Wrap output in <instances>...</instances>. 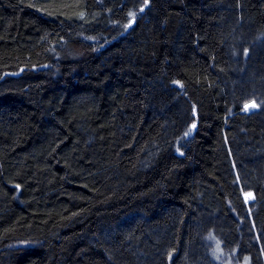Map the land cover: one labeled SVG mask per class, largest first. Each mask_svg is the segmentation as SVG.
<instances>
[{"label":"trees","instance_id":"trees-1","mask_svg":"<svg viewBox=\"0 0 264 264\" xmlns=\"http://www.w3.org/2000/svg\"><path fill=\"white\" fill-rule=\"evenodd\" d=\"M216 247L264 264V0H0V264Z\"/></svg>","mask_w":264,"mask_h":264},{"label":"rangeland","instance_id":"rangeland-1","mask_svg":"<svg viewBox=\"0 0 264 264\" xmlns=\"http://www.w3.org/2000/svg\"><path fill=\"white\" fill-rule=\"evenodd\" d=\"M214 251H215V254L218 255V258H216L215 255H214V253H212L213 259L216 262H218L220 264H223L224 262H225V264H231V261H229L228 259L224 260L225 255L224 254L222 255V250H221L220 247L214 248ZM220 255H222V257Z\"/></svg>","mask_w":264,"mask_h":264},{"label":"snow or ice","instance_id":"snow-or-ice-1","mask_svg":"<svg viewBox=\"0 0 264 264\" xmlns=\"http://www.w3.org/2000/svg\"><path fill=\"white\" fill-rule=\"evenodd\" d=\"M245 107H246V108H247V107H256V105H255V104H252V105H246ZM193 127H195V125H193Z\"/></svg>","mask_w":264,"mask_h":264}]
</instances>
